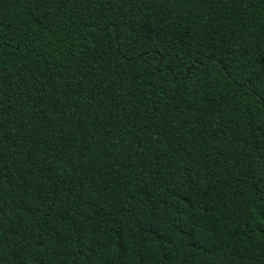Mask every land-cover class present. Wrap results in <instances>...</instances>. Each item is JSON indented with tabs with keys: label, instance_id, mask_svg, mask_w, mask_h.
Listing matches in <instances>:
<instances>
[{
	"label": "trees",
	"instance_id": "trees-1",
	"mask_svg": "<svg viewBox=\"0 0 264 264\" xmlns=\"http://www.w3.org/2000/svg\"><path fill=\"white\" fill-rule=\"evenodd\" d=\"M0 264H264V0H0Z\"/></svg>",
	"mask_w": 264,
	"mask_h": 264
}]
</instances>
